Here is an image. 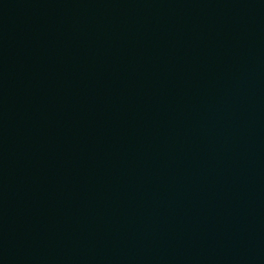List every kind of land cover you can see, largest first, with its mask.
I'll list each match as a JSON object with an SVG mask.
<instances>
[{"label":"water","instance_id":"95a60500","mask_svg":"<svg viewBox=\"0 0 264 264\" xmlns=\"http://www.w3.org/2000/svg\"><path fill=\"white\" fill-rule=\"evenodd\" d=\"M0 264H264V0H0Z\"/></svg>","mask_w":264,"mask_h":264}]
</instances>
